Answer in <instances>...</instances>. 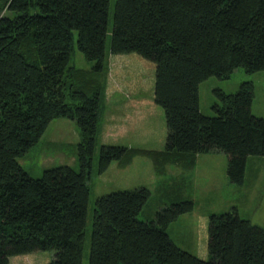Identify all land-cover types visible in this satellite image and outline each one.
<instances>
[{"label": "trees", "instance_id": "16d2710c", "mask_svg": "<svg viewBox=\"0 0 264 264\" xmlns=\"http://www.w3.org/2000/svg\"><path fill=\"white\" fill-rule=\"evenodd\" d=\"M110 0H0V264L53 251L49 264H82L91 153L106 91L105 45ZM109 51L136 54L155 66L153 102L164 112V149L102 145L98 173L114 161L150 158L193 173L196 157L222 153L228 183L243 184L247 159L264 157V118L251 113L253 83L237 93L214 89V117L200 112L198 87L237 68L264 71V0H115ZM91 70L70 67L72 34ZM55 119L75 122L81 139L77 172L46 169L32 178L18 157ZM145 187L95 199L88 264H264V229L236 208L210 214L208 259L173 243L168 228L194 210L174 201L149 221Z\"/></svg>", "mask_w": 264, "mask_h": 264}, {"label": "rangeland", "instance_id": "374dc122", "mask_svg": "<svg viewBox=\"0 0 264 264\" xmlns=\"http://www.w3.org/2000/svg\"><path fill=\"white\" fill-rule=\"evenodd\" d=\"M115 0L109 2L108 26L105 45V63L107 64L106 91L101 94V108L105 107L109 115L118 102L113 96L109 100L105 96L141 93L148 99L153 96L155 66L153 63L142 60L136 54L121 56L112 55L109 51L112 31L113 12ZM77 31L72 34V49L69 60L70 67L83 71L91 70L92 61L85 59L77 49ZM113 76V78H112ZM110 78V80H109ZM252 82L254 86V99L251 113L258 118H264V71L246 73L243 68L236 71L225 80L211 77L202 81L198 87L200 112L204 116L214 117L212 107L218 103L213 93L214 89H220L227 93H237L240 84ZM126 96V95H124ZM128 97V96H126ZM116 103V104H115ZM154 110H146L139 115L132 112L128 115L130 124L135 120L140 125L135 136L124 139L113 138L107 140L101 132L95 138V146L91 153V170L87 181L90 190L87 207V219L85 241L83 244L82 264L89 263V251L91 242L92 218L95 199L115 191H127L145 187L150 196L147 204L137 216L138 220L149 221L154 214L174 201L192 200L194 211L179 217L170 225L168 232L171 238L183 249L191 254L205 257L207 253V225L210 214L224 213L236 208L239 217L249 220L253 225L264 229V157H248L243 184L241 186L228 183L226 176L227 161L222 153L199 155L196 160V170L191 173L174 165H167L163 176H157L150 158L138 155L132 165L125 169L112 162L109 168L98 173L99 150L102 145H117L129 149H141L161 151L164 149L167 129L165 128L164 112L160 106L153 105ZM118 110V108L116 109ZM102 111V110H101ZM118 112H113L111 119L118 120L121 117ZM144 120H139L138 116ZM104 115L102 116V121ZM132 119V120H131ZM115 133V131H114ZM81 139L79 130L75 124L67 119H55L45 130L40 140L33 145L29 152L18 157L22 169L26 170L32 178H40L46 169H54L58 166H70L79 171L78 147ZM142 149V150H143ZM202 219L206 221L203 225ZM204 239L201 246L205 254L198 251L197 243ZM53 251H38L26 256H15L9 260L10 264H49L53 258Z\"/></svg>", "mask_w": 264, "mask_h": 264}, {"label": "crops", "instance_id": "0c3cea01", "mask_svg": "<svg viewBox=\"0 0 264 264\" xmlns=\"http://www.w3.org/2000/svg\"><path fill=\"white\" fill-rule=\"evenodd\" d=\"M112 78H113V76H112ZM109 80H110V78H109ZM124 95H126L128 97H126ZM112 96L114 98L117 97V99H118L117 104L115 103L116 106H117V108H118V110H116L117 108L115 107V109H113L112 112L108 115L106 113L105 109H104L105 107H102L101 108L102 111L100 113V117H99V120L98 121L100 123L102 135L107 140H109V139L112 140L113 138L124 139V138L129 137L130 135L131 136L132 135L135 136V133H136L139 125L143 128L145 126V124L143 122L142 123H137L138 120H135L133 124H130V118L128 117V115L132 111H135V113H137L139 111V115L145 113V111L146 110H149V109H151L153 111L154 110V107H153V105H154L153 98L154 97L151 96L149 99H148V97L147 98H144L143 96H141V93L122 94V95H119L118 94V95H111V96H105V97L109 100V98H111ZM113 112H118L117 115H119V117H121V118L118 119V120L111 119V116H112V113ZM132 114L135 115L134 112H132ZM103 115H104V119L102 121L101 119H102V116ZM138 117H139L138 118L139 120H141V119L144 120L143 118H141V117H143L142 115L141 116H138ZM100 127H99V129H97V132L99 134H100V132H99L100 131ZM114 131H115V133H114ZM141 149H143V148H141ZM205 155H203V156H205ZM207 155H209V154H207ZM197 157H196V160H197ZM135 158L136 157H134L132 159L131 163L128 166H126V167H129L130 165H132V163H133V161H134ZM117 165H118V167L119 166L121 167V165H119L118 162H117ZM120 169H125V167H121ZM195 170H196V165H195L194 171ZM178 219H177V221H178ZM202 223H203V225L206 226V221L204 219H202ZM169 228H171V227H169ZM169 228H168V230H169ZM203 240L204 239H201L200 241L197 240V242H194V244L197 243L198 251L201 252L202 254H205L204 251L202 250V248H200L201 246H204ZM172 241H173V243H176L173 239H172ZM176 244L182 250L189 252L188 250L183 249V247H181L178 243H176ZM193 255L196 256V254H193ZM196 257H199L200 259L205 260V259H203L205 257H202L200 255L199 256H196Z\"/></svg>", "mask_w": 264, "mask_h": 264}]
</instances>
